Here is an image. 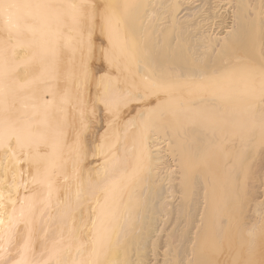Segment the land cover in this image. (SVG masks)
<instances>
[{"label":"bare ground","instance_id":"1","mask_svg":"<svg viewBox=\"0 0 264 264\" xmlns=\"http://www.w3.org/2000/svg\"><path fill=\"white\" fill-rule=\"evenodd\" d=\"M263 58L264 0H0V264L259 237Z\"/></svg>","mask_w":264,"mask_h":264},{"label":"rangeland","instance_id":"2","mask_svg":"<svg viewBox=\"0 0 264 264\" xmlns=\"http://www.w3.org/2000/svg\"><path fill=\"white\" fill-rule=\"evenodd\" d=\"M264 59V58H263ZM262 59V60H263ZM261 59H259V61H260ZM264 62V60L263 61H261V63H263ZM260 63V62H259ZM260 149H261V154L259 155V156H257V158H256V160L254 161L255 163H254V167L251 169V171H250V173H251V176H253V175H256L257 177L259 176H261L260 177V179H258L257 178V181H255V182H252V185L254 186H252L251 185V182H250V185L252 186V187H249V189H248V194L250 193V198H252V200H254V199H257V201L258 202H260V204L259 205H263L262 207H261V209H260V211H261V213H263L262 215L260 214L259 215V213H260V211H259V208H258V211H259V213H258V211L256 212V214L258 213V216H260V218H258V219H264V212H262V210L264 211V196H262L263 194H264V190L262 191V189H261V187L264 185V183L262 182L263 181V179H264V177L262 176V175H264V142H262L261 143V145H260ZM261 173V175H259ZM261 180V181H260ZM249 182H247L248 184H249ZM255 185H254V184ZM263 184V185H262ZM249 185V186H250ZM258 185H260V186H258ZM259 187V188H258ZM257 188V189H256ZM262 188H264V187H262ZM257 190H258V192H257ZM251 191V192H250ZM263 193H262V192ZM251 193H252V195H251ZM259 193V194H258ZM257 195H258V198H256L257 197ZM256 196V197H255ZM254 198V199H253ZM260 199H262V200H260ZM170 200H172L173 201V199H170ZM251 200V199H250ZM248 201V198H247V201H245V202H247V203H249V202H252L253 203V201ZM263 201V202H262ZM252 203H251V205H252ZM250 205V203L248 204V205H245V206H247V208L246 207H244V212H248L247 214H248V216H251L250 215V213L252 214V218L254 219V211L253 212H249V210L251 209V207H252V210H253V207L254 206H251ZM246 210V211H245ZM251 210V211H252ZM244 212H241L240 214H241V216L242 217H246L247 215H244ZM256 216V218H257V215H255ZM263 217V218H262ZM249 218L250 217H246L245 219H248V220H245V221H248V224L247 225H249L250 224V222L251 221H253V219L251 220V218H250V221H249ZM257 219V220H258ZM255 220V219H254ZM244 221V222H245ZM260 221H261V223H260ZM260 221H254L255 223V226L257 225V223H258V227H256V229L258 230V228H259V230H261L262 231V229H264V227H262L263 226V222H264V220H260ZM263 221V222H262ZM247 223V222H246ZM246 223H242L241 225H244V227H245V230L246 229H248V227H246L245 226V224ZM263 223V224H262ZM251 224H253L252 222H251ZM261 225V226H260ZM253 226V225H252ZM242 227V226H241ZM249 227H251L250 225H249ZM260 227L262 228V229H260ZM200 228V227H199ZM199 228H198V230H199ZM243 228V227H242ZM241 228V229H242ZM255 228V227H254ZM203 229V228H202ZM202 229L200 228V230L202 231ZM244 229V228H243ZM238 230V229H237ZM258 230V231H259ZM201 231H199V232H201ZM239 231V230H238ZM261 231H259L260 232V235L262 234L263 236L261 237L260 235H259V237H257V238H255V239H253L251 242H250V240L252 239V237L250 238L249 236H248V234L246 235V232H245V234H241V233H243L242 232V230H241V236H237V237H241V238H243L245 235L246 236H248L250 239H247L248 237H244V239L246 238L247 240H249V241H247L246 239L244 240V239H242V240H244V241H242V240H240V238H238V239H235V237L232 239V240H230V237L229 238H227V237H225V238H223V239H219L217 242H216V248L213 246L214 244H213V242H212V245L211 244H209L210 246H213L214 247V249H217V248H219V250L217 249V251L215 250L214 251V249H212L213 251H210V253L212 254V252H213V254L212 255H210V254H207V256L209 257V259L208 260H210V262H211V264H264V239H263V237H264V233H263V231H262V233H261ZM258 232V233H259ZM237 233V232H236ZM235 233V234H236ZM238 235H239V233H237ZM236 234V235H237ZM199 235V234H198ZM196 236V237H199V238H202V237H200V235L199 236ZM242 235H244L243 237H242ZM195 237V238H196ZM236 237V238H237ZM232 238V237H231ZM196 239H198V238H196ZM224 239H228V240H224ZM258 239V240H257ZM223 240V241H222ZM198 240H194V242L193 243H191L190 244V246H192V248H193V246L196 248V246H195V244L196 245H198L196 242H197ZM199 241H201V240H199ZM195 243V244H194ZM215 243V242H214ZM194 244V245H193ZM207 245V246H206ZM205 245V250H206V247L208 248V249H211V248H209V246H208V244H206ZM208 249L206 250V253H207V251H208ZM196 253V252H195ZM195 253H193V254H195ZM206 253H205V259H206V261H208L207 260V256H206ZM193 254H192V257L190 256V257H188L187 258V262L188 261H191V260H193L194 259V256H193ZM197 254V253H196ZM198 255V254H197ZM175 256V255H174ZM172 257H173V254H172ZM183 256H181V258H177V259H175L176 261H178L179 260V262H178V264H184V261L186 260H184V258H182ZM195 257H196V255H195ZM171 258V257H170ZM169 258V256H167V259H170ZM174 258H176V257H174ZM174 258H171V259H174ZM166 259V262H167V264H168V261H169V263H170V261H171V259L170 260H167ZM189 259V260H188ZM205 259H203V260H205ZM196 260V259H195ZM183 261V262H182ZM173 262V261H172ZM180 262H182V263H180ZM210 262L208 263H206L205 262V264H210ZM202 263V262H201ZM165 264V263H164ZM170 264H173V263H170ZM176 264V263H175ZM185 264H187V263H185ZM203 264V263H202Z\"/></svg>","mask_w":264,"mask_h":264}]
</instances>
